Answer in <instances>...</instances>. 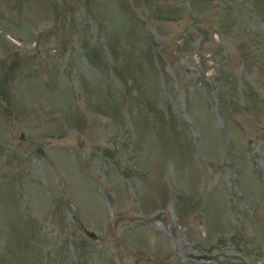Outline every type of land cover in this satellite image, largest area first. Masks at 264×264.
I'll list each match as a JSON object with an SVG mask.
<instances>
[{"label": "rangeland", "instance_id": "1", "mask_svg": "<svg viewBox=\"0 0 264 264\" xmlns=\"http://www.w3.org/2000/svg\"><path fill=\"white\" fill-rule=\"evenodd\" d=\"M0 264H264V0H0Z\"/></svg>", "mask_w": 264, "mask_h": 264}, {"label": "water", "instance_id": "2", "mask_svg": "<svg viewBox=\"0 0 264 264\" xmlns=\"http://www.w3.org/2000/svg\"><path fill=\"white\" fill-rule=\"evenodd\" d=\"M20 138H23V134H20ZM79 146H81V143L79 144ZM83 233L88 236L90 239H95L96 238V235L94 232L86 229V228H83Z\"/></svg>", "mask_w": 264, "mask_h": 264}]
</instances>
